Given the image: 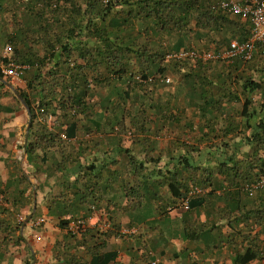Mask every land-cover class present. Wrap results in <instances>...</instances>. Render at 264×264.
I'll return each instance as SVG.
<instances>
[{
  "label": "trees",
  "instance_id": "16d2710c",
  "mask_svg": "<svg viewBox=\"0 0 264 264\" xmlns=\"http://www.w3.org/2000/svg\"><path fill=\"white\" fill-rule=\"evenodd\" d=\"M217 1L0 0V40L13 51L0 60L29 66L26 88L18 90L32 114L30 163L45 140L31 138L46 129L36 122L39 115L58 116L67 130L124 134L130 128L154 149L157 141L149 135L181 125L187 106L193 108L197 135L172 144L182 149L170 154L182 167L174 171V182L190 208L218 199L229 221L248 226L230 236L238 247L233 264H243L241 248L264 261L262 231L253 234L255 225H264V187L248 190L264 175V67L254 65L259 56L230 63L167 58L183 48L218 51L233 39H246L249 30L238 26L241 19L221 11ZM202 40L215 48L202 49ZM169 74L180 78L161 101L154 94L169 84ZM0 77L5 78L1 71ZM182 97L185 106L177 104ZM190 123L184 125L194 128ZM196 187L203 192L190 196ZM238 237L247 243L238 244Z\"/></svg>",
  "mask_w": 264,
  "mask_h": 264
},
{
  "label": "crops",
  "instance_id": "0c3cea01",
  "mask_svg": "<svg viewBox=\"0 0 264 264\" xmlns=\"http://www.w3.org/2000/svg\"><path fill=\"white\" fill-rule=\"evenodd\" d=\"M5 81L0 77V264H106L112 256L108 264L233 263L209 252L219 244L231 247L233 231L248 226L229 221L218 199L205 208L183 205L187 198L174 182L182 167L170 160L180 148L153 149L136 140L143 136L119 131L67 130L58 116L39 115L36 122L46 129L31 138L45 140L28 160L29 178L24 155L18 156L20 148L26 151L24 105L5 96ZM156 153L154 159H162L151 161ZM77 218L86 219L87 229L74 235L68 225ZM258 231L264 239V225H255Z\"/></svg>",
  "mask_w": 264,
  "mask_h": 264
},
{
  "label": "built area",
  "instance_id": "2783aa9c",
  "mask_svg": "<svg viewBox=\"0 0 264 264\" xmlns=\"http://www.w3.org/2000/svg\"><path fill=\"white\" fill-rule=\"evenodd\" d=\"M217 8L239 17L248 25L249 34L246 39H233L228 46L218 51L183 48L168 53L167 58L230 63L235 59L252 61L256 56H259L264 61V0H218ZM28 68V65L17 63L11 59L8 61L0 60L1 73L13 81H21ZM166 82L170 83L171 79L167 78ZM260 187H264V175L257 182L250 184L248 190L254 191ZM202 192L201 188L196 187L191 189L189 195L195 196ZM183 205L189 206V198L184 201ZM43 221L44 219L37 221L36 225H41ZM102 226L109 227L110 224L108 221H104ZM86 229L87 222L84 218H77L68 225L69 232L74 235L82 234Z\"/></svg>",
  "mask_w": 264,
  "mask_h": 264
},
{
  "label": "rangeland",
  "instance_id": "374dc122",
  "mask_svg": "<svg viewBox=\"0 0 264 264\" xmlns=\"http://www.w3.org/2000/svg\"><path fill=\"white\" fill-rule=\"evenodd\" d=\"M237 23H238V26H240L242 30L246 29V31H248V25L244 21L237 19ZM198 44L202 47V49H214L215 48V45L213 43L212 44L207 43V42H205V40L200 41V43H198ZM10 57H13V51L11 49V46L4 44V42L0 40V58H10ZM261 60L258 61V64L254 63L255 67H257V68L258 67H260V68L264 67V61L263 60L261 61ZM256 77H258V76H256ZM168 78L171 79V82L169 84L161 85V87L154 94V96L161 95V98H160L161 101H165V99L167 98L166 91H168V89H174V87L176 86L180 76L177 75V74H169ZM8 79L9 78H6V80L8 82H10L11 84H13L14 87L17 88V89L21 88V86H24L22 81H13L11 79H9V80ZM5 96H7L9 99H13V97H16L15 93L13 92V90L10 87H8ZM255 98L259 99V95L257 94L255 96ZM178 101L179 102H177V104L179 106H181V105L185 106L186 105L184 97H182ZM23 107H24L23 108L24 109V115H23V120H24L23 137H25L26 128H27V124L29 122L30 115L28 114L25 106H23ZM182 122L183 123H181V125H179V126L178 125L176 127H170L169 126V127L165 128L163 131H161L160 133H158L157 136L160 135V138H156L155 140L157 141V145H158V148L160 150L162 149V151H163V149L174 148V146L172 144L175 142V140L177 138H180L181 140H185V141L189 142V141L192 140L193 136L197 135L196 127H197V125L199 123V118H198V116L195 115V110L193 108L187 106V112H186L185 116L183 117ZM184 122H191L190 124H192L194 126V128H191L190 126H185ZM130 130H132V129L127 128L126 131H124V134L127 135V136H129V135L132 136L128 132ZM164 131H165L166 138H163L164 135L162 136V132H164ZM153 136H155V134H153ZM165 143H166V146H165ZM23 155H24V160H26V163L28 165V167H27L28 170L24 166L25 171L28 173V175H29L28 177L29 178H33L31 176V174H30L31 173V170H30L31 169V165H30V163L28 162V159H27V151H25L24 148H20L18 156L22 157ZM157 155L158 154L156 153L155 155L150 156V157H154L155 158ZM154 158H153V160H154ZM16 173L19 174L18 170H17ZM31 183L32 182H30V180H28V182H26L25 186L29 187L31 185ZM247 233H248V231H247ZM253 234H254V230H253ZM253 234H250V235L252 236ZM238 244H240V243H238ZM237 250H238L237 246H234V247L232 246V247H229V248H226V247L223 248V246L221 244H219V245H217L215 247L214 251H210L209 253L220 257V259L223 258V259H225V261H227V259H233V257L235 256V253H236ZM240 251L244 252L243 259H244L245 262L253 261L252 264H255L254 260L258 259V258L255 257L254 254H252L249 251H246L245 248H241Z\"/></svg>",
  "mask_w": 264,
  "mask_h": 264
},
{
  "label": "water",
  "instance_id": "95a60500",
  "mask_svg": "<svg viewBox=\"0 0 264 264\" xmlns=\"http://www.w3.org/2000/svg\"><path fill=\"white\" fill-rule=\"evenodd\" d=\"M7 83V85L9 87L12 88V90L14 91V93L16 94V96L18 97V99L23 103V105L26 107L29 115H30V118H29V122H28V125H27V130H26V135H25V148L27 147V143H28V138H29V134H30V129H31V125H32V114H31V109L29 107V105L27 104L25 98L23 97V95L20 93V91L14 87L13 84H11L10 82L8 81H5Z\"/></svg>",
  "mask_w": 264,
  "mask_h": 264
}]
</instances>
